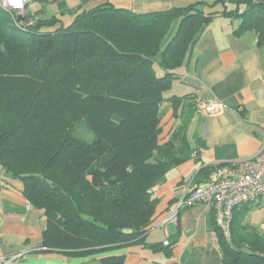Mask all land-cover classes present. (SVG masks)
I'll use <instances>...</instances> for the list:
<instances>
[{
  "label": "trees",
  "instance_id": "trees-1",
  "mask_svg": "<svg viewBox=\"0 0 264 264\" xmlns=\"http://www.w3.org/2000/svg\"><path fill=\"white\" fill-rule=\"evenodd\" d=\"M32 2L57 3L60 12L17 25L0 7V186L21 181L42 210L44 251L90 256L146 245L159 205L154 188L187 160L202 162L187 119L162 135L167 102L178 119L191 98L165 95L175 70L217 16L240 19L235 35L252 30L264 48V0H194L152 12L112 0L72 8L66 0ZM79 123L93 140L77 136ZM222 164L202 162L198 175ZM251 204L233 210L230 235L212 210L221 264H264V234L245 222ZM174 243L150 247L170 255ZM124 258L99 257L102 264Z\"/></svg>",
  "mask_w": 264,
  "mask_h": 264
},
{
  "label": "crops",
  "instance_id": "crops-1",
  "mask_svg": "<svg viewBox=\"0 0 264 264\" xmlns=\"http://www.w3.org/2000/svg\"><path fill=\"white\" fill-rule=\"evenodd\" d=\"M66 1L69 4L71 0ZM74 1L73 7L79 4V0ZM112 1L136 12L183 6L182 0ZM30 6L41 9L39 2H31ZM51 8L48 11L55 13L56 9ZM217 8L222 9L220 5ZM240 22L237 18L217 16L206 26L183 65L175 70L179 78L174 83L178 81L182 90L173 95L190 94L191 98L184 101L186 107L178 119L167 102L168 109L162 120V135L168 138L170 131L187 119L188 139L204 165L252 157L259 152L264 140V48L257 46V36L252 30L235 35ZM210 99L222 101L224 111L218 114L200 111L199 102ZM202 162L195 157L187 160L171 169L166 180L154 188L159 205L155 222L145 237L146 245L120 246L90 256L42 250L47 219L42 210L32 206L24 196L22 182L7 178L9 182L0 186V256L23 253L10 264H102L99 257L111 254L125 255L123 264H221L212 210L206 205L186 206L180 210L176 221L162 223L190 184L208 180L209 177L198 175ZM263 200L253 202L250 207L256 204L260 208ZM254 211L248 210L245 222L264 234V221L248 220L249 217L255 219ZM162 213H165L163 217ZM166 240H175L170 255L150 247H162Z\"/></svg>",
  "mask_w": 264,
  "mask_h": 264
},
{
  "label": "built area",
  "instance_id": "built-area-1",
  "mask_svg": "<svg viewBox=\"0 0 264 264\" xmlns=\"http://www.w3.org/2000/svg\"><path fill=\"white\" fill-rule=\"evenodd\" d=\"M31 2L32 0H21V6L16 7L10 0H0V7L17 19L28 10ZM198 108L203 113L218 114L224 111L225 104L218 99L202 100ZM4 175V168L0 163V177ZM261 198H264V140L256 155L226 161L217 166L204 183L190 184L177 206L163 217L162 223L176 221L182 208L202 203L214 211L218 225L230 235L233 210L239 205ZM168 243L166 240L165 244ZM22 256L23 253L11 257L0 256V264H10Z\"/></svg>",
  "mask_w": 264,
  "mask_h": 264
},
{
  "label": "rangeland",
  "instance_id": "rangeland-1",
  "mask_svg": "<svg viewBox=\"0 0 264 264\" xmlns=\"http://www.w3.org/2000/svg\"><path fill=\"white\" fill-rule=\"evenodd\" d=\"M193 0H182V4L183 5H187V4H189L190 2H192ZM67 2V1H66ZM74 0H71L70 2H69V4L67 3V6L69 7V8H72L73 7V5H75L74 4ZM79 3H81V0H79ZM92 3H89L88 5H87V7H90V5H91ZM115 4H118L119 5V3L118 2H115ZM36 5V4H35ZM40 7H41V9L40 10H35L34 9V6L33 7H29L28 8V10L25 12V13H23V15L22 16H24L25 18H24V20H21L20 18V20L19 19H16L15 18V23L17 24V25H27V24H30L31 22H33L35 19H37V18H39V17H47V16H50V15H52L51 13L53 12V8H54V10H55V13H53V14H59V12H60V8H59V6L57 5V3H52L51 4V6L50 5H48L47 3H40ZM51 8V10L52 11H48V8ZM42 10H43V12H42ZM26 17H28V18H26ZM71 16H69V15H67V16H65V17H63V22H64V24H68L69 22H70V20H71ZM177 22V21H176ZM176 22H175V25H176ZM182 89H181V87L179 86V82L178 81H176L175 83H174V85H173V87L168 91V92H166L165 93V95L166 96H171V95H173V94H176V93H178V92H180ZM76 134H77V136L78 137H80L81 139H84V140H88V141H91V140H93V138H94V135L91 133V132H89L88 130H87V128H86V126L83 124V123H79L77 126H76ZM255 210V211H254ZM249 211H254V213H256L257 215H256V217H255V219H252L251 217H249L248 218V220H250V222H256L257 220H259V222L260 221H264V200H263V203H262V205H261V207L260 208H258V206H256V204L255 205H252L251 207H250V209H249Z\"/></svg>",
  "mask_w": 264,
  "mask_h": 264
},
{
  "label": "clouds",
  "instance_id": "clouds-1",
  "mask_svg": "<svg viewBox=\"0 0 264 264\" xmlns=\"http://www.w3.org/2000/svg\"><path fill=\"white\" fill-rule=\"evenodd\" d=\"M10 2L15 5L16 7H20L21 6V0H10Z\"/></svg>",
  "mask_w": 264,
  "mask_h": 264
},
{
  "label": "water",
  "instance_id": "water-1",
  "mask_svg": "<svg viewBox=\"0 0 264 264\" xmlns=\"http://www.w3.org/2000/svg\"><path fill=\"white\" fill-rule=\"evenodd\" d=\"M19 18L23 20L25 17H24V16H22V15H19Z\"/></svg>",
  "mask_w": 264,
  "mask_h": 264
}]
</instances>
